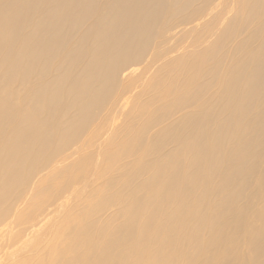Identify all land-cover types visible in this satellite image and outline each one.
Returning a JSON list of instances; mask_svg holds the SVG:
<instances>
[{"label": "bare ground", "instance_id": "obj_1", "mask_svg": "<svg viewBox=\"0 0 264 264\" xmlns=\"http://www.w3.org/2000/svg\"><path fill=\"white\" fill-rule=\"evenodd\" d=\"M0 264H264V0H0Z\"/></svg>", "mask_w": 264, "mask_h": 264}]
</instances>
